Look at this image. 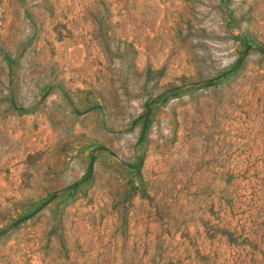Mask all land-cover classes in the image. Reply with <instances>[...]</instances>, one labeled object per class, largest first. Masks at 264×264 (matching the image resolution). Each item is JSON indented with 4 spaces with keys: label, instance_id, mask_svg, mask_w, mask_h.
Segmentation results:
<instances>
[{
    "label": "rangeland",
    "instance_id": "374dc122",
    "mask_svg": "<svg viewBox=\"0 0 264 264\" xmlns=\"http://www.w3.org/2000/svg\"><path fill=\"white\" fill-rule=\"evenodd\" d=\"M0 264H264V0H0Z\"/></svg>",
    "mask_w": 264,
    "mask_h": 264
}]
</instances>
